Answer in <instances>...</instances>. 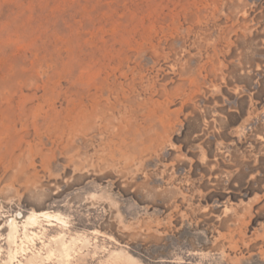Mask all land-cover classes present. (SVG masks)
Listing matches in <instances>:
<instances>
[{
	"label": "rangeland",
	"instance_id": "obj_1",
	"mask_svg": "<svg viewBox=\"0 0 264 264\" xmlns=\"http://www.w3.org/2000/svg\"><path fill=\"white\" fill-rule=\"evenodd\" d=\"M0 264H264V0H0Z\"/></svg>",
	"mask_w": 264,
	"mask_h": 264
}]
</instances>
